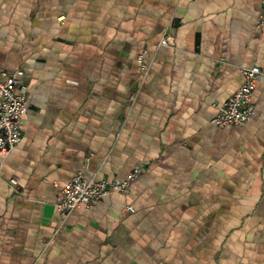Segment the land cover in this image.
Here are the masks:
<instances>
[{"label":"crops","instance_id":"1","mask_svg":"<svg viewBox=\"0 0 264 264\" xmlns=\"http://www.w3.org/2000/svg\"><path fill=\"white\" fill-rule=\"evenodd\" d=\"M262 7L0 0V69L25 71L29 101L22 141L0 151V264H264ZM255 65V115L212 123ZM137 166L128 191L58 210L76 173Z\"/></svg>","mask_w":264,"mask_h":264},{"label":"built area","instance_id":"2","mask_svg":"<svg viewBox=\"0 0 264 264\" xmlns=\"http://www.w3.org/2000/svg\"><path fill=\"white\" fill-rule=\"evenodd\" d=\"M260 15L264 24V0ZM170 34L165 33L160 40V45H168ZM147 49H143L138 56L143 71L148 70L146 61ZM244 81L234 95L222 104L212 123L227 127L242 125L251 119L255 113L253 92L256 88L261 68L255 66H243ZM25 71L17 69L9 71L0 69V151L4 154L16 148L23 138L24 116L28 110V88L23 84ZM141 167L137 166L123 179H88L82 172L76 173L63 188L62 196L56 206L62 214H69L74 209L84 206L93 207L103 196L112 192H126L132 183L140 176ZM12 188L20 191L17 178L11 179ZM130 209H134L130 206Z\"/></svg>","mask_w":264,"mask_h":264}]
</instances>
